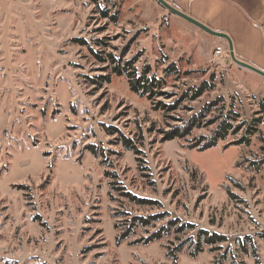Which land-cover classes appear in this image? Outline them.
I'll return each mask as SVG.
<instances>
[{"label":"rangeland","instance_id":"374dc122","mask_svg":"<svg viewBox=\"0 0 264 264\" xmlns=\"http://www.w3.org/2000/svg\"><path fill=\"white\" fill-rule=\"evenodd\" d=\"M181 30L155 0H0V264H264V165H252L264 159V78L232 72L214 50L208 60L210 45ZM89 46L103 58L129 47L124 60L137 57L138 72L149 65L173 95L154 101L172 103L211 75L214 89L166 118L125 76L92 84L111 66ZM172 63L178 78L165 73ZM218 97L237 123L262 120L248 145L237 144L240 130L206 151L188 148L215 125L161 141L174 119ZM125 191L155 204L131 202ZM154 215L164 216L130 227ZM170 220L179 223L144 244ZM187 223L227 242L192 256L197 229L176 232Z\"/></svg>","mask_w":264,"mask_h":264},{"label":"trees","instance_id":"16d2710c","mask_svg":"<svg viewBox=\"0 0 264 264\" xmlns=\"http://www.w3.org/2000/svg\"><path fill=\"white\" fill-rule=\"evenodd\" d=\"M101 14L104 18H108L110 13L106 9H102ZM110 19L112 22H116L115 14L113 16H110ZM72 42L80 46H88V43L83 39H73ZM99 42L101 45L104 44L103 41H97V43ZM128 48L129 47H125L118 57L109 53L106 55V57L103 58L100 56L99 54L100 52L93 51L92 48L89 46V50L91 54L99 62L102 63L107 62L111 66L110 74H107L103 77H99L100 83L91 80L92 84L95 85L97 84L99 86L101 84H109L111 74H114L118 77L125 76L130 91L140 97H146L148 100L152 101L153 110L163 112L166 118L170 117L168 116L169 113L175 112L178 109L181 102L196 101L200 97H202L206 92H210L214 89V84L212 83L214 81V77L213 75H211L209 81H203L197 87H191L186 89L181 93L180 97L177 100H174L172 103H164L158 100L154 101L156 100L155 98H160V97L169 100L173 97V95L171 93L163 91V86L165 84L164 80L153 74L149 65H146L141 70V72H138V70L135 68L137 57L124 60ZM165 73L168 76L169 75L176 76V78L180 76V72L178 71L176 65L173 63L166 68ZM189 74H191V72H185V75H189ZM259 106L261 108V111L263 112L264 103L262 101L259 102ZM214 110H219L218 115H215L212 119H206L207 114H209ZM224 112H225L224 99L223 97H218L214 101L204 105V107L199 112L192 114L190 117L187 118L178 117L177 119H174L178 122V125L172 126L168 131H161L163 134L161 141L166 142L174 139H184L185 137L190 135L193 129L215 125L216 127L214 131L211 133V135L206 137L202 136L194 142L188 141L189 142L188 148L191 150L196 149L198 152L206 151L208 149L216 147L218 142L225 140L230 134L231 135L237 134L240 130H243V134L241 135V138L237 141V144L248 145L250 143V137L257 134L258 132L257 126L262 123V120L260 118H256V119H251L249 122L237 123L239 119V115L238 113L232 110V105H230V108L229 110H227L226 113ZM235 122L237 123L236 125H234ZM107 132L109 134L112 133V131L109 128H107ZM122 144L125 147V149L128 151L135 150L131 141L124 137L122 138ZM89 150L91 151L92 154L94 155L97 154L95 148L89 147ZM252 165L255 166L256 168H259V166L264 165V159L259 162H253ZM105 174L106 176H113L114 178V175L111 173L107 172ZM114 190L122 191L124 189L120 187H114ZM121 194L122 196L128 198L131 202H134L136 204H141V205L155 204L152 201L135 197L134 195L130 194L127 191ZM163 216L164 215H154L149 218L133 217L130 227L136 225L145 227L150 225L152 222L162 219ZM178 223L179 221L177 220H170L168 222L169 227L168 226L162 227L151 237L145 240L144 244H147L154 240L161 239L165 234L168 233V230L170 228L176 227ZM130 227L119 238V240L122 241L130 236L131 234ZM196 229L197 227L195 225L187 223V224H181L176 229V232L182 233L188 230L195 231ZM260 237L264 238V235L260 234ZM139 242L140 241H136V243ZM224 242H227V239L225 236L221 234L209 233L207 230L197 229L195 251L191 253V255L195 256L196 253L202 252L204 245L213 247L216 244L224 243ZM180 250L181 248L177 249V252H179ZM243 250L244 252L247 253L245 248ZM252 252H253V257L256 258V261H258L257 251L253 248Z\"/></svg>","mask_w":264,"mask_h":264},{"label":"crops","instance_id":"0c3cea01","mask_svg":"<svg viewBox=\"0 0 264 264\" xmlns=\"http://www.w3.org/2000/svg\"><path fill=\"white\" fill-rule=\"evenodd\" d=\"M166 1L172 7L198 21L206 28L226 35L232 44L235 58L264 72V35L262 32V26H264V0ZM168 14L172 25L178 26V28L182 29V32H188L210 45L212 51L208 56V60L211 59L213 50L216 47H221L224 51L228 52L226 40L208 35L180 17L169 12ZM230 68H232V72L235 71L237 74L248 79L261 81L247 73L253 72L235 64L232 67L230 66Z\"/></svg>","mask_w":264,"mask_h":264},{"label":"water","instance_id":"95a60500","mask_svg":"<svg viewBox=\"0 0 264 264\" xmlns=\"http://www.w3.org/2000/svg\"><path fill=\"white\" fill-rule=\"evenodd\" d=\"M160 6H162L165 10H167L169 13L180 17L181 19L185 20L186 22L190 23L191 25L197 27L198 29L202 30L203 32L207 33L208 35H211L213 37H217V38H221L227 41L228 43V53H229V57L230 60L233 64H235L236 66H239L241 68H244L248 71H251L261 77L264 78V72L257 69L256 67L243 62L241 60H238L237 58H235L234 53L232 51V44L230 42V40L228 39V37L222 33H218L215 31H212L208 28H206L204 25H202L201 23H199L198 21L194 20L193 18L189 17L188 15L182 13L181 11H179L178 9L172 7L166 0H155Z\"/></svg>","mask_w":264,"mask_h":264},{"label":"built area","instance_id":"2783aa9c","mask_svg":"<svg viewBox=\"0 0 264 264\" xmlns=\"http://www.w3.org/2000/svg\"><path fill=\"white\" fill-rule=\"evenodd\" d=\"M262 32L264 35V26H262ZM214 56L222 60H230L228 52L224 51L221 47L215 48Z\"/></svg>","mask_w":264,"mask_h":264}]
</instances>
